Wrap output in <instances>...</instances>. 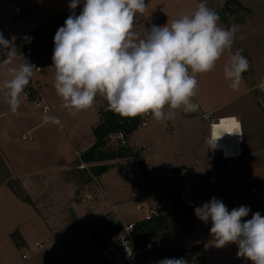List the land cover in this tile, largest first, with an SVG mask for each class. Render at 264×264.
Segmentation results:
<instances>
[{"label":"crops","instance_id":"0c3cea01","mask_svg":"<svg viewBox=\"0 0 264 264\" xmlns=\"http://www.w3.org/2000/svg\"><path fill=\"white\" fill-rule=\"evenodd\" d=\"M226 1L207 0V6L216 11ZM70 2L71 0H0V33L16 47V59L9 67L18 66L23 59L36 67L30 81L40 84L49 107L47 115L56 116L64 123L62 128L44 123L43 117L46 114L32 107L23 96L18 112L13 114L5 102L6 90L3 87L4 81L10 77L0 69V264H20L23 255L20 246H27V233L38 225L48 228L36 205V197L42 191L44 179L59 176L61 168L71 163L78 167L81 154L95 143L93 130L100 121L99 95L92 107L73 116L61 106L62 99L53 86L54 36L58 28L64 25L66 18L73 13L69 8ZM199 2L200 0H145L146 11L135 16L134 30L143 35L145 29H150L152 25L163 26L168 23L170 26L173 19L195 11ZM82 6L83 0L74 10L76 15L80 14ZM235 51L234 42L231 53L226 52L212 71L197 74L199 90L194 100L200 105L198 112L184 113L177 110L175 119L165 122H158L151 117L147 127H140L132 135L134 163L131 168L124 167L122 170L124 178L139 176V181L133 178L134 187L130 192L131 202L137 204L138 209L142 205L155 203L152 201L158 202L165 195L170 198L171 195L183 198L184 201L181 203L178 200L175 209L166 215L167 226L162 230L161 238L165 241V234L169 229L178 226L181 231L176 240L183 244L178 250L195 249V254L200 257V264L252 262L237 256L238 246L235 243L215 247L211 243V222H202L194 213L196 207L215 197L229 211L240 206L249 207V215L242 220L251 219L255 212L264 216V186L250 192L236 191L231 179V171L236 168L235 163L259 160L258 153L252 152L259 143L253 140L247 145L244 112L249 113V109L244 108L250 103L251 107H258L260 110L258 95L256 98L252 94L256 90L258 92L259 84L264 83V79L246 77L243 73L240 88L233 90L229 87L230 81L224 77L223 69ZM5 58L6 55L0 54V61ZM260 92L258 93L261 94ZM205 114H212L213 122L232 118L227 122L223 121V126L241 124L242 144L239 158L227 161L221 152L213 148L210 122L204 119ZM259 134H264V127L257 128L253 124V138ZM81 168L88 169V166L83 164L78 167L83 170ZM118 171L117 179L123 183ZM109 176V173L101 176L102 183ZM158 177L179 180L182 184L160 190L155 185ZM213 178L214 188H205L193 195L196 185L209 181L211 183ZM11 183H18L22 194L30 199L31 204L18 197V188L11 189ZM105 190L103 186V191ZM107 197L103 192L96 204L88 203L91 204L89 208L103 213V201H114ZM187 203H195V207L189 208ZM181 216L188 217L186 224H178ZM187 226L188 230H183ZM15 232L23 239L19 246L12 238ZM178 250L171 249L169 252Z\"/></svg>","mask_w":264,"mask_h":264},{"label":"clouds","instance_id":"9594fccd","mask_svg":"<svg viewBox=\"0 0 264 264\" xmlns=\"http://www.w3.org/2000/svg\"><path fill=\"white\" fill-rule=\"evenodd\" d=\"M80 4L81 0H71L73 13L56 31L52 55L53 86L61 106L73 116L92 107L98 95L107 101L109 111L124 118L150 114L165 122L174 120L177 110L198 112L197 74L212 71L226 52L231 53L234 41L242 39L238 36L241 26H223L207 0H200L195 11L173 19L170 26L152 25L143 35L134 30V21L137 13L146 11L145 0H83L76 15ZM242 53L243 49H236L223 69L233 90L240 88L242 74L250 69ZM0 54L6 55L0 69L10 77L3 85L5 102L16 114L36 67L26 59L9 67L16 59V47L2 33ZM257 87L264 91V83ZM43 121L63 127L53 115L46 114ZM250 211L247 206L229 211L215 197L194 209L202 222H211L215 247L235 243L238 257L264 264V216L255 212L251 219L242 220ZM158 264L187 261L165 258Z\"/></svg>","mask_w":264,"mask_h":264},{"label":"rangeland","instance_id":"374dc122","mask_svg":"<svg viewBox=\"0 0 264 264\" xmlns=\"http://www.w3.org/2000/svg\"><path fill=\"white\" fill-rule=\"evenodd\" d=\"M216 12L224 26L232 24L241 26L238 36L242 39L234 42L236 49H243L242 55L250 62V69L244 72V76L264 79V0H227ZM259 91H261L260 88ZM258 92L257 90L256 93L253 92L252 97L255 95L257 98L258 95L260 110L258 107L254 109L249 103L247 108H244V110L249 109V113L244 112V118L247 127V145H250L253 140L259 143L252 151L258 153L259 160L249 163L241 161L234 164L236 168L231 171V179L236 191L250 192L254 188L259 190L264 186V134H259L255 138L252 135L253 124L257 128L264 127V91H261V94ZM98 99L100 106L107 109V101L100 95ZM110 145L113 149L119 147L113 140ZM131 145L132 136L128 139V146L125 148V153L130 154V157L100 163L110 167L105 174L109 173L111 176L105 178L103 183L101 176H93L89 168L79 170L77 165L72 163L65 167L62 165L59 176L44 179L42 191L36 197V205L48 228L38 225L27 233L28 244L24 247L20 246V251L21 254L32 255L33 258L25 264H79L92 257L99 249L101 250L122 224L140 221L143 218V212L138 209V205L131 202L130 193L134 187L133 180L139 181V176L132 175V178L125 177V179L124 171L122 172L124 167L131 168L134 163ZM117 171L120 172L123 183L118 181ZM180 184H182L181 181L171 178L158 177L155 179V185L160 190L175 188ZM213 185L210 181L198 184L194 187L193 195H197L205 188H214ZM103 186L105 191H103ZM17 190L20 191L19 188ZM103 192L108 195V200L109 197L114 200L113 203L104 200L103 213L95 208H89L91 204L88 203L96 204ZM161 201L162 199L158 200V202ZM164 217L167 216L153 221L155 228L147 231L151 242L161 241L163 243L161 248L145 254L147 264H158L165 258H183L187 264H195L196 259L200 260V257L195 254V249L178 250L183 246L176 240L181 231L178 226L171 227L165 234V241L162 240V227L158 229L157 226ZM180 219L181 222L178 224H186L189 220L185 216H181ZM188 228V226L184 227L183 230L187 231ZM47 239L57 241L58 246L38 252L35 244L44 243ZM171 249L178 251L169 252Z\"/></svg>","mask_w":264,"mask_h":264},{"label":"built area","instance_id":"2783aa9c","mask_svg":"<svg viewBox=\"0 0 264 264\" xmlns=\"http://www.w3.org/2000/svg\"><path fill=\"white\" fill-rule=\"evenodd\" d=\"M25 92L27 95H22L23 99L31 104L32 107L42 111L44 114L49 112V107L46 103L42 88L37 82L30 81ZM211 116L212 114H208V119L206 120L210 122L213 148L221 152L227 161L239 158V156H241L242 139L240 142L239 140H237V142H231L226 136L224 138L223 134L216 137L214 135V128L218 122H221L222 120L213 122ZM151 117L150 114L145 115L140 127H147L148 121ZM24 139L26 140V137ZM113 140L117 142L118 146L121 148H126L128 146V138L123 132L116 134L113 137ZM219 143H224L228 150L232 152L229 157L225 154L224 149H218L217 146ZM211 182L214 184L215 179L213 178ZM187 192L191 193V190L187 189ZM164 197L165 198H163L161 202H155L156 204L140 206L139 210L143 212L142 220L122 224L113 238L107 240L101 250L79 264H147L145 254L161 248L163 243L161 241H156L154 243L151 242L144 224H150L167 215L176 204L168 195H165ZM183 201V198H179L178 202L182 203ZM187 205L189 208L195 207V203H187ZM57 246V241L49 239L44 243H37L35 249L38 252H42L49 247ZM31 258L32 255L29 256L23 254L20 264L26 263ZM195 264H200L199 260L196 259Z\"/></svg>","mask_w":264,"mask_h":264},{"label":"trees","instance_id":"16d2710c","mask_svg":"<svg viewBox=\"0 0 264 264\" xmlns=\"http://www.w3.org/2000/svg\"><path fill=\"white\" fill-rule=\"evenodd\" d=\"M99 115L100 121L93 130L95 143L90 149L81 154V158L78 163V167L83 164L88 166V170L95 177L104 175L110 169L108 165H102L100 163L124 159L131 156L130 154L125 153V148L118 147L117 149H113L110 143L112 142L113 137L120 132L125 133L129 139L140 128V125L145 118V115L137 116L135 118H124L112 111H109L108 108H103L102 106L99 107ZM10 188L14 190L15 188H19L20 190L18 183H11ZM20 192L21 190L19 192L18 190L16 191L18 197L24 202L31 204L30 199ZM171 199L175 203L179 200V198L175 195H171ZM166 220L167 218L164 217V219L160 221L157 226L158 229L161 227L162 230L166 228ZM144 227L147 231L155 228L153 222L150 224H144ZM12 238L18 246L23 243V239L20 237L18 232H15L12 235Z\"/></svg>","mask_w":264,"mask_h":264},{"label":"bare ground","instance_id":"6f19581e","mask_svg":"<svg viewBox=\"0 0 264 264\" xmlns=\"http://www.w3.org/2000/svg\"><path fill=\"white\" fill-rule=\"evenodd\" d=\"M232 118H227V119H222L221 122H218V124L215 126L214 128V135L217 137L221 134H223L224 138L226 136V138L231 141V142H234L237 140H239V142L241 141L242 139V131H241V127H237V125H230V126H223L222 125V122L223 121H229L231 120ZM236 119V118H235ZM239 125H241L239 123ZM218 149H224L225 151V154L229 157V155H231L232 152H230L228 150V148L225 146L224 143H219L218 144Z\"/></svg>","mask_w":264,"mask_h":264}]
</instances>
